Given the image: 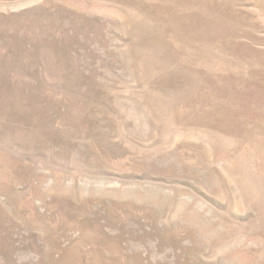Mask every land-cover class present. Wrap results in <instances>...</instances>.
<instances>
[{
    "label": "rangeland",
    "instance_id": "374dc122",
    "mask_svg": "<svg viewBox=\"0 0 264 264\" xmlns=\"http://www.w3.org/2000/svg\"><path fill=\"white\" fill-rule=\"evenodd\" d=\"M0 264H264V0H0Z\"/></svg>",
    "mask_w": 264,
    "mask_h": 264
}]
</instances>
